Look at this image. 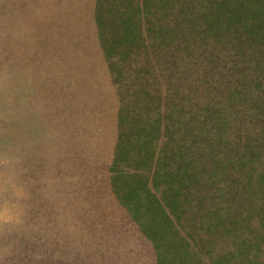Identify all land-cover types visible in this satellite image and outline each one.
<instances>
[{"label": "trees", "instance_id": "16d2710c", "mask_svg": "<svg viewBox=\"0 0 264 264\" xmlns=\"http://www.w3.org/2000/svg\"><path fill=\"white\" fill-rule=\"evenodd\" d=\"M112 171L150 174L159 264H264V0H93Z\"/></svg>", "mask_w": 264, "mask_h": 264}, {"label": "rangeland", "instance_id": "374dc122", "mask_svg": "<svg viewBox=\"0 0 264 264\" xmlns=\"http://www.w3.org/2000/svg\"><path fill=\"white\" fill-rule=\"evenodd\" d=\"M92 4L0 0V264H60L63 236L108 205L117 100Z\"/></svg>", "mask_w": 264, "mask_h": 264}, {"label": "crops", "instance_id": "0c3cea01", "mask_svg": "<svg viewBox=\"0 0 264 264\" xmlns=\"http://www.w3.org/2000/svg\"><path fill=\"white\" fill-rule=\"evenodd\" d=\"M111 161L110 157L104 166L98 196L108 205L88 208L84 237L81 227L76 234L68 233L67 239L63 236L60 264H159L158 230L145 204L150 174L134 169L112 171Z\"/></svg>", "mask_w": 264, "mask_h": 264}]
</instances>
